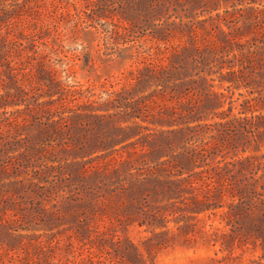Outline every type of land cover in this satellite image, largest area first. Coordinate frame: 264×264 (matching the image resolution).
<instances>
[{
	"label": "rangeland",
	"instance_id": "374dc122",
	"mask_svg": "<svg viewBox=\"0 0 264 264\" xmlns=\"http://www.w3.org/2000/svg\"><path fill=\"white\" fill-rule=\"evenodd\" d=\"M2 9L11 16L0 43H11L0 63V264H264L234 212L240 202L214 197L215 183L127 196L139 180L179 178V157L201 141L218 150L199 158L196 172L230 167L255 147L263 153L262 127L213 139L202 126L214 120L158 151L154 142L177 127L155 118L158 104L134 105L161 93L133 90L132 79L163 59L147 40L154 29L182 21L200 29L196 42L206 47L194 54L193 78L203 69L208 89L226 97L221 109L233 100L236 114L243 97H264V71L250 68L264 53V0H0ZM176 40L170 47L190 42ZM187 88L183 97H213ZM123 128L131 139L109 141Z\"/></svg>",
	"mask_w": 264,
	"mask_h": 264
},
{
	"label": "trees",
	"instance_id": "16d2710c",
	"mask_svg": "<svg viewBox=\"0 0 264 264\" xmlns=\"http://www.w3.org/2000/svg\"><path fill=\"white\" fill-rule=\"evenodd\" d=\"M10 14L11 11L8 9L0 10V26H4L8 22V18L11 16ZM201 23L205 24L206 20H202ZM168 30L164 27L155 28L147 39L152 41V44L154 43L157 53L162 54L163 59L156 61L157 64H146L142 68L145 74H141L139 77L134 76L132 79L135 80L132 83L133 90L154 87L162 94V97L159 93V97H138L134 105L138 106L139 103L145 105L150 102L158 104L155 118L160 120V124L177 127L169 132L171 136L162 137L159 143L157 141L154 142V144H158L159 146L158 151H163L165 146H170L173 142L177 143L182 140H187L188 137L192 136L190 133L194 131L195 127L200 126L205 120H214L212 123L202 126L208 127L206 129H209L213 139L216 137L222 140L227 137L231 138L234 130L238 134L243 135L247 126L255 125L257 128H263L262 134L264 135V97H243L239 102L240 109H238L236 114H231L234 108L232 107V103L235 102L233 100L230 101V107L226 110L229 113L222 110L221 108H223L226 97H216L219 93L208 89L209 85L207 84L206 76L204 74L200 75L203 69H200L197 73V79H194V75L191 73L197 66L195 64L194 54L198 53L200 49H206V47L199 49L198 43L196 42L200 29L192 27L191 25L186 26V23L180 21L179 23H174V28H170V31ZM172 30H177L179 33H174ZM221 34L224 38L227 36V33L224 31H221ZM184 36L190 42L187 45L183 44L179 46L176 43V39ZM147 40L144 39L139 42L144 48V53L154 57L155 47L152 48V44H148L149 41ZM171 40H176L172 47H170ZM127 41L130 42V40ZM10 43L11 41L6 39H3L0 43V63H3V66L7 64L4 56ZM166 46L167 48L165 49ZM169 48L170 50L167 54L166 51ZM256 62L255 65H250L251 70L258 67L264 71V53L260 58L256 59ZM256 65L257 67H255ZM229 78L221 79V81L230 80ZM195 83L199 86L202 93L213 97H195V100L193 97H183V95L191 92L187 86ZM166 89H169L170 92L168 94H171L170 97L163 95ZM192 92L198 95L195 87ZM238 100L239 98L236 99V101ZM107 101H110V99ZM141 109L139 106L136 110ZM137 117L142 119V115H137ZM120 130L123 132L121 137H110L109 141H117L120 139V142H122L133 137V135L127 133V128ZM208 147V143L201 141L199 146L179 157L178 160L183 166L182 169L184 168L183 171H180L179 178L160 179L158 177H149L142 181L139 180L134 184L136 186L135 188L133 187L128 190L127 196L133 199L148 190L155 196L162 195L171 197L185 191L193 190L196 185L206 186L210 183H215L216 187L213 191L214 197L219 198L228 195L240 202L234 212L236 211V214H240L239 217L242 218L241 221L245 224L244 230L250 234L254 243L260 245L263 251L262 257L264 258V151L261 154H257L259 149L255 147L254 151L246 157L230 162V167L228 165L215 166L196 172L197 160L204 157V155L207 156L209 153L215 155L216 153L214 151L216 152L218 150L214 149L213 152H207ZM105 149L103 146V150ZM117 170L114 173H117ZM159 170L163 171L164 169ZM189 172H194V174L199 175V178L191 179L189 176L183 177L184 173L189 174ZM242 200H245V204H241ZM196 203L198 204L197 206H203V209H200L202 211L208 210L211 206L209 205L208 199L199 200ZM245 205L248 208H245ZM213 206V208L219 207V205Z\"/></svg>",
	"mask_w": 264,
	"mask_h": 264
}]
</instances>
